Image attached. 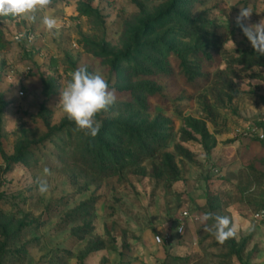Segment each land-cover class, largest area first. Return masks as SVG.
Returning <instances> with one entry per match:
<instances>
[{
	"label": "rangeland",
	"instance_id": "1",
	"mask_svg": "<svg viewBox=\"0 0 264 264\" xmlns=\"http://www.w3.org/2000/svg\"><path fill=\"white\" fill-rule=\"evenodd\" d=\"M244 7L264 19V0H53L51 33L0 18V264H264V56ZM80 67L116 95L94 138L58 104ZM206 212L236 237L219 244Z\"/></svg>",
	"mask_w": 264,
	"mask_h": 264
},
{
	"label": "clouds",
	"instance_id": "2",
	"mask_svg": "<svg viewBox=\"0 0 264 264\" xmlns=\"http://www.w3.org/2000/svg\"><path fill=\"white\" fill-rule=\"evenodd\" d=\"M52 3L53 0H0V18H20L28 23H34L37 15L45 13ZM239 9V14L235 18L236 26L241 29L258 57L264 56V19L257 23H248L253 12L247 7ZM41 23L50 33L58 27L57 19L47 14L42 15ZM231 42L235 46L232 40ZM70 77L67 84L59 90L58 104L68 119L74 121L76 131H82L94 138L102 127L96 118L115 104V92L109 89L108 82L101 74L90 73L86 67L75 69ZM51 175L52 171L45 167L43 176L37 178L36 184L41 195H46L50 191L46 177ZM201 220L204 223V230L214 236L219 244H224L237 235L238 227L229 215L221 216L206 212ZM210 220L213 221L211 225L207 223ZM182 230V226L177 229Z\"/></svg>",
	"mask_w": 264,
	"mask_h": 264
}]
</instances>
